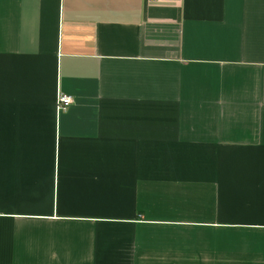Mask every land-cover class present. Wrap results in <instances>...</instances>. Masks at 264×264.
<instances>
[{
  "label": "crops",
  "instance_id": "0c3cea01",
  "mask_svg": "<svg viewBox=\"0 0 264 264\" xmlns=\"http://www.w3.org/2000/svg\"><path fill=\"white\" fill-rule=\"evenodd\" d=\"M0 264H264V0H0Z\"/></svg>",
  "mask_w": 264,
  "mask_h": 264
},
{
  "label": "built area",
  "instance_id": "2783aa9c",
  "mask_svg": "<svg viewBox=\"0 0 264 264\" xmlns=\"http://www.w3.org/2000/svg\"><path fill=\"white\" fill-rule=\"evenodd\" d=\"M73 104V99L68 95H59L57 100V110L59 112L66 111Z\"/></svg>",
  "mask_w": 264,
  "mask_h": 264
}]
</instances>
